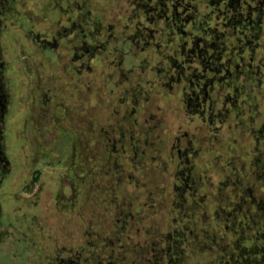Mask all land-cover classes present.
Masks as SVG:
<instances>
[{"label": "flooded vegetation", "instance_id": "flooded-vegetation-1", "mask_svg": "<svg viewBox=\"0 0 264 264\" xmlns=\"http://www.w3.org/2000/svg\"><path fill=\"white\" fill-rule=\"evenodd\" d=\"M68 1L54 0V5L51 3L50 6L42 1L0 0V245L6 230L12 233L21 230V226L18 228L11 222L10 216L1 219L5 212L2 199L4 202L6 190L16 183L14 179L20 173V152L25 142L21 123L26 119L23 116L26 115V92L17 58L15 42L18 40L33 53L35 61L44 63L46 68L38 65L40 82L34 109L29 113V123L41 144L49 143L56 134L50 116L55 113L57 105L67 107L69 112L78 109L76 115L79 118H75L78 124L85 105L91 113L108 107L116 89L117 103L123 110L114 112L111 107V112L105 114L108 121L99 128L106 141L103 147L115 153L110 155L116 163L118 152H125L126 145L122 132L119 133L120 139L113 137L114 128L110 127L108 115L135 114L139 99L149 100L151 90L160 86L171 94L179 92L186 109L184 115L191 116L186 118L187 123L192 124L191 129L177 131L171 144L178 158V167L172 173L176 191L180 193L176 198L187 202L189 196L190 199L200 198L204 203L207 199V195L199 190L202 184L196 163L201 149L194 147L196 136L208 139L209 144L203 149H210L236 131L243 139L241 142L250 146L246 153L250 156L253 153L248 161L249 168L257 165V160L264 162L255 153L264 149V0H125L127 23L108 21L106 26L99 18L91 20L88 12L86 15L82 13L80 4L75 1L66 7ZM74 12H77L75 16L70 15ZM101 58L106 59L105 70L99 69ZM116 70L118 78L113 79ZM137 70L141 75L138 80H132ZM93 75H98L99 81L95 85L91 80ZM124 83L132 85L135 90L128 87L124 90ZM135 83H143V91H139L133 85ZM102 88L107 92L105 96L99 93ZM81 99L84 105H81ZM149 115L159 114L149 112ZM192 116L200 120L202 126L194 124ZM96 121L93 118L89 120L94 136L98 135ZM148 127L157 129L152 122ZM245 136L248 137L246 142ZM233 140L236 142L235 137ZM182 143L183 148L180 146ZM134 153L137 154L136 151ZM206 161L207 164L211 162ZM216 161L219 162L216 167L225 175L223 181L228 183L231 176L225 173L229 163L220 159ZM235 161L233 159L230 163ZM240 162L239 168H247L244 160ZM239 168L234 172L236 182L230 183L231 193H224L231 203L239 200L240 188L244 185L242 179L246 174L243 176ZM258 177L261 176L256 174ZM223 181L219 184H224ZM250 184L246 183L243 188L254 200L256 191ZM230 194H234L236 200ZM219 209L222 210L221 206ZM23 217L25 219L26 214ZM32 219L33 222L23 223L26 228H31L22 236L26 247L33 250L41 242L43 248L46 245L48 248V241L32 240V232L38 231L43 235L45 229ZM88 235L86 244L80 245L77 251L63 246L51 255L47 250L43 251L41 258H26L24 263L117 264L116 260H121L112 254L114 243L101 244L99 230H89ZM229 249L227 258L233 260ZM121 252L125 253L126 249ZM143 253L148 252L145 250ZM146 262L155 264L150 260ZM120 263L123 264V260Z\"/></svg>", "mask_w": 264, "mask_h": 264}, {"label": "rangeland", "instance_id": "rangeland-1", "mask_svg": "<svg viewBox=\"0 0 264 264\" xmlns=\"http://www.w3.org/2000/svg\"><path fill=\"white\" fill-rule=\"evenodd\" d=\"M30 1H42L45 2V5H54V0ZM73 1L80 4L82 13L86 15L88 12L91 20L99 18L98 20L104 26L108 24V21H113L115 24L121 21L124 22L123 24L127 23L126 11L124 10L125 0H69L66 2V7L68 3L74 4ZM85 3L86 5H84ZM71 9L74 10V7ZM76 14L77 12H74L70 15L75 16ZM15 43L18 63L23 72L21 82L26 92V115H23L26 119L25 122L21 123L25 142L20 152L22 157L20 173L17 179H14L16 183L10 185L6 190L7 193L3 197L5 198L4 202L2 199L5 212L2 213L1 219L4 220L5 217L10 216L11 222L17 224L18 228L21 226V230L17 233H12L10 230L5 231V239L0 245V264H25L26 258L40 257L43 255V251L47 252V250L51 255L53 251L55 252L63 246L77 251L80 245H85L89 239L87 237L89 230H99L102 236H112L111 234L119 233L121 230L117 226L119 215L124 212L131 215L125 218V230L128 231L129 236L126 239L117 240L113 244V246L115 245L112 251L114 258L121 259L116 260L117 264H121L120 261L122 260L123 264H144L147 258H151L149 251L152 247H158V250L165 249L161 251L163 258L160 264H213L221 259L220 256L229 259L227 258L228 251H221V248L227 247L226 242L230 246L234 236L232 232H226L223 226H218L219 221L222 223L226 217L224 210L219 209L220 204L216 200L218 195L216 192H219L221 188L219 182L223 181L225 175H222L220 168L216 167L219 163L216 160L220 159L222 162L229 163L225 174L231 178L227 181L229 188H226L225 192L231 193L230 183L234 184L237 180L234 178V172L238 171L236 169L239 168L240 161L244 160L245 165L249 168L248 161L253 156V153L251 156L246 153L250 146L248 143L241 142L243 139L238 132L234 131L219 145H214L210 149H203L205 145L209 144L208 139H203V137L200 139L199 136H196L194 147L201 149L198 153L199 161L196 163L200 175L199 182L202 184L199 190L207 195L204 204L206 210H199L200 212L195 213L192 220L187 219L188 221L177 223L173 213L175 203L180 200L176 197H179L180 193L178 194L176 191L177 184L173 183L172 173L178 165V158L171 144L177 131L189 130L191 129L190 125H192L187 123L186 118L191 116L184 115L186 109L181 102L179 92L175 91L171 94L159 88L160 86H155L148 95L149 100L144 102L143 97L139 99L135 114L108 115L112 124L110 127L114 128L113 137H116L117 140L120 139L119 133L122 132L124 145H126L125 152H118L119 159L116 163L111 156L115 153L112 154V152L104 149L103 144L106 141H104L103 134L99 129L104 127L108 121V119L106 121L105 114L111 112V107H113L114 112L123 110L122 106L117 103L118 92L115 91L116 89L114 90V98L110 100L108 107L91 113L90 109L87 108L88 105H85V108L82 109V115H80L82 122L79 121L78 124L75 120V118H79V115H76L78 109L69 112L67 107L57 105L55 113L50 116L51 125L56 134L49 143L41 144L36 139L34 127L29 123L31 117L29 113L34 109L35 93L40 82L41 73L38 70L40 63L35 61L33 53L27 51L19 40ZM99 61V69L105 70L106 59L101 58ZM40 65L46 70L44 63ZM140 75L138 70L135 71L132 80H138ZM97 76L93 75L91 78L94 85L95 82L99 81ZM104 76L105 78L108 77ZM117 78L118 71L116 70L113 79ZM103 83H107L105 79ZM133 85L138 87L139 91L141 89L143 91V83ZM122 86L124 90L127 87L129 90L133 89L132 85L130 86L128 83H124ZM144 88L147 87L144 86ZM99 93H103L105 96L107 92L102 88ZM77 95L79 96L78 93ZM128 95L130 96V94ZM130 98L133 100V97ZM76 99L80 100V97H76ZM87 101L90 102L91 100L88 99ZM83 102L84 100L81 99V105H84ZM127 103L129 104V100ZM101 110H103L102 113H100ZM149 112L159 115H149ZM91 118L97 120L95 123L98 131L97 136H94L92 133L93 126L89 124ZM192 118L194 124L202 126L200 120L195 116ZM149 120L152 121L149 122ZM151 122L152 125H157L156 130L148 127V123ZM197 132L200 133L198 129ZM233 137L236 138V142H234ZM246 139H248L247 136L244 137V142ZM201 140L204 142L202 143ZM183 145V143L180 144L181 148ZM142 150L144 153H141ZM206 159L211 162L207 164ZM233 159L236 161L230 163ZM232 164H234L233 167ZM246 180L247 178L244 176L242 179L244 185L249 183ZM112 183H117L118 189L126 195H133L130 210L123 211L120 209L121 207L119 208L121 200L124 201L123 199L126 198L125 194L123 195L119 191L121 195L117 198L110 196L109 191ZM147 192L148 197H151L152 200L151 204L146 205L147 202H143L142 199ZM213 195H215L214 198H212ZM140 198L141 200H139ZM193 203L194 201L191 199L187 201V205L191 206ZM229 203L230 205L238 204L234 201L233 203L229 201ZM37 204L39 205L36 206ZM119 211L121 212L119 213ZM23 214H26L25 219ZM32 218L37 224H42L45 228L43 235H40L38 231L32 232V240L48 241V248L47 245L43 248L41 242L36 249L30 250L26 247V242L22 236L31 228H26L23 223L24 221L33 222ZM187 224L188 228H185ZM141 225L144 226L141 227ZM214 226L219 227H216L219 235L222 233L225 235V241L218 238L216 246L211 247V249L206 245L207 241H201V234L204 235L205 233L208 236L213 234L216 230ZM175 237L189 241L188 243L185 242V247L182 244L179 247L180 255L171 252L170 242ZM124 248L126 249L125 253L121 252ZM145 250L148 252L147 257L143 253ZM165 251L171 255L166 254ZM230 251L234 257L236 251L233 248H230ZM246 260V257H239L238 254L229 264H243ZM258 261L260 264H264V258ZM151 263L153 262L151 261ZM250 264L255 263L250 261Z\"/></svg>", "mask_w": 264, "mask_h": 264}, {"label": "trees", "instance_id": "trees-1", "mask_svg": "<svg viewBox=\"0 0 264 264\" xmlns=\"http://www.w3.org/2000/svg\"><path fill=\"white\" fill-rule=\"evenodd\" d=\"M264 136V133H263ZM252 148L253 145H252ZM251 148V149H252ZM254 151H251L250 153H252ZM258 156L259 159L264 161V149L262 151L258 150L255 152ZM262 162V161H261ZM260 161L258 162V160L256 161L257 165L255 164V166L253 165L252 169H246L243 167L239 168V171L241 172V174L244 176V174H246L247 176V180L251 183L250 186H252V188H254V191H256V193L254 194V200L247 195L244 191L243 185L241 186L240 190H242V192L240 191V196H239V200H237V202L239 201V204H229L228 202L230 200H227V197L224 196L225 190L226 188H229V185L224 182V184H220V189H219V194L216 196V200H218L222 211H226L224 212L225 214V219L222 221V223H220L218 226H223L225 228L226 232H232L233 233V239L232 242L229 244H227L226 242V246H224L223 248H221V251L225 250L227 252L228 250V246L230 248H233L236 252H235V256H237L239 254V257L243 256L246 257L247 260L246 262L244 261L243 264H250V261H254L255 264H260V262L258 260H262L264 258V162L261 163ZM245 170V172H244ZM256 172V173H255ZM254 173V174H253ZM256 174L261 176L256 178ZM242 176V177H243ZM128 181H130L128 179ZM111 189L109 191L110 196L113 197H118L121 195L120 189H118L117 183H112L111 184ZM183 188H185V186H183ZM180 190V187H179ZM121 193H120V192ZM126 195V193H123V195ZM198 197L200 193H197ZM233 195L232 199H234V194H230ZM134 198H136L134 196ZM179 199V198H177ZM124 201L121 200V203L119 204V208L122 209L123 211L126 209L130 210V205L133 201V195L132 194H127L126 198L123 199ZM141 200V198L139 199ZM143 202H147L145 203L147 204H151V197H148V192L146 195H144V198L142 199ZM188 200H190V198H188ZM194 201L193 204L187 205V202H185V200H183L182 198H180L179 202L175 203V211L173 214H175L176 217V221L177 223L180 221H188V220H192L193 216L195 213L204 211L206 210L205 206H204V200H201L200 198H194L191 199V201ZM236 200V199H235ZM142 202V204H143ZM197 202V203H196ZM140 204V203H139ZM141 204V205H142ZM230 205V206H229ZM219 206V207H220ZM230 208V209H228ZM119 209V210H120ZM226 209V210H225ZM228 209V210H227ZM151 211L153 209H150ZM121 211H119L120 213ZM127 213V212H126ZM130 213V212H129ZM119 224L118 229L120 230V228L123 227V225H125V218L126 217H130L131 215H129L128 213L125 214H120L119 215ZM133 217V216H132ZM188 219V220H187ZM192 222V221H191ZM142 223V222H141ZM154 223V222H153ZM145 225V224H144ZM144 225H141L144 226ZM153 225V224H152ZM187 225H185V228H188ZM216 226V227H218ZM147 227V226H146ZM215 227V226H214ZM215 227V232H213V234L211 235H207L204 233L201 234L202 236V240H205V242L207 241V246L209 248H213V246H216L217 241L219 240L218 238H221L225 241V235H223V233L221 235L218 234L217 228ZM219 228V227H218ZM128 231L125 230V227L123 228V230H120L119 233L113 235L111 234V232H108L109 234H111L112 236H101L99 237L102 240L101 244H112L115 243L117 240H120L122 238H127L129 236V233H127ZM176 233V232H175ZM167 237V236H166ZM98 238V242H101V240ZM259 240V241H258ZM223 241V243H225ZM185 242H189L188 239L187 241H185V239L183 238H178L176 239L173 238L171 239V247H172V253H176V254H181L180 253V248L182 245L185 247ZM186 243V244H187ZM182 244V245H181ZM219 247V246H218ZM158 247L151 248V251H149V255L151 256V258H147L146 260L148 261L151 260L152 262H155V264H160L163 258V254L161 253L162 250L165 249H157ZM211 248V249H212ZM166 254L171 255L170 253H168V251H165ZM164 253V251H163ZM145 256L147 257L148 255H146V253H144ZM148 254V253H147ZM183 254V253H182ZM232 257L233 258H235ZM255 257V258H254ZM221 259H218L217 262H214L213 264H229L231 262V258L226 259V257L222 258L220 256ZM144 262V264H148L147 262ZM157 262V263H156ZM225 262V263H224ZM258 262V263H257Z\"/></svg>", "mask_w": 264, "mask_h": 264}]
</instances>
